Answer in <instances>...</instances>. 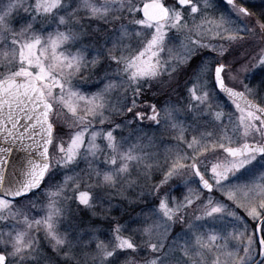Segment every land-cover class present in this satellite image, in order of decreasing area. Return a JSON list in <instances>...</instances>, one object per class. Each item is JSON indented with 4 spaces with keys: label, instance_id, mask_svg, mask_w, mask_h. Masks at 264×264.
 Returning <instances> with one entry per match:
<instances>
[{
    "label": "snow or ice",
    "instance_id": "obj_1",
    "mask_svg": "<svg viewBox=\"0 0 264 264\" xmlns=\"http://www.w3.org/2000/svg\"><path fill=\"white\" fill-rule=\"evenodd\" d=\"M0 264H264V0H0Z\"/></svg>",
    "mask_w": 264,
    "mask_h": 264
},
{
    "label": "rangeland",
    "instance_id": "obj_2",
    "mask_svg": "<svg viewBox=\"0 0 264 264\" xmlns=\"http://www.w3.org/2000/svg\"><path fill=\"white\" fill-rule=\"evenodd\" d=\"M253 3H261V0H253Z\"/></svg>",
    "mask_w": 264,
    "mask_h": 264
},
{
    "label": "trees",
    "instance_id": "obj_3",
    "mask_svg": "<svg viewBox=\"0 0 264 264\" xmlns=\"http://www.w3.org/2000/svg\"><path fill=\"white\" fill-rule=\"evenodd\" d=\"M256 4H260V3H256Z\"/></svg>",
    "mask_w": 264,
    "mask_h": 264
}]
</instances>
